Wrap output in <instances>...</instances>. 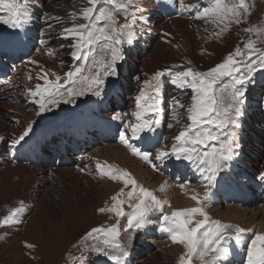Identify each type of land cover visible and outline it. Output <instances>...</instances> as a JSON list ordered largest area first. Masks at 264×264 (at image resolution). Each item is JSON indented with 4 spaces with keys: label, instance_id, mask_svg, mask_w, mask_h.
<instances>
[{
    "label": "snow or ice",
    "instance_id": "obj_1",
    "mask_svg": "<svg viewBox=\"0 0 264 264\" xmlns=\"http://www.w3.org/2000/svg\"><path fill=\"white\" fill-rule=\"evenodd\" d=\"M86 5L68 14L70 26L64 27L58 35L74 41L69 46V54L74 61L88 63L69 68L61 74L30 59L28 63L37 66V70L34 73L30 71L27 79H35L36 83L27 87L15 86L23 89L20 95L26 101L37 106V115L50 112L61 104H75L81 97H101L107 78L119 74L118 66L124 60L125 47L137 41V26L148 23L144 15L147 9L141 6L140 0H86ZM179 9L181 12L196 10V19L216 25L217 30L208 38L223 39L231 26L245 22L243 17L249 12V5L247 0H236L231 4L228 0H214L213 6L204 7L201 11L197 4H185L179 0ZM0 13H5L0 15V24L15 30H24L36 18L30 8V0H0ZM43 19L47 29L51 30L54 24L50 21H61L63 18L43 13ZM81 19L84 22L77 23ZM253 30L251 27L244 29L245 32ZM255 31L260 35L264 29ZM41 44L47 47L44 40ZM46 55L54 57L56 53L48 49ZM60 63L63 65V61ZM191 63L188 61L189 65ZM177 68L180 70H175ZM259 71H264V48L257 47L255 41L249 38L242 42V47L235 46L207 70L172 65L157 69L150 75L145 74L148 78L143 79L134 97L132 118L126 119L128 113H118L113 117L122 125L119 136L131 154L146 162L154 171L159 170L157 161L163 162L170 157L181 165L184 161L189 162L207 181L203 196L181 183L179 188L195 202V206L173 207L166 196H158L155 191L144 187L127 168L91 158L95 161V173L99 178L121 186L97 209L101 214H113L115 222L109 226L91 227L80 237L81 246L111 264H125L133 233L152 224L150 217L157 214L160 231L168 234L172 244L183 249L177 264H194L195 261L199 264H224L233 255V242L245 253V264H264V231L213 219L205 208L218 175L239 155L240 144L235 129L239 127V117L243 115L248 100V84ZM165 77H170L171 83L181 89H190L192 95L186 108L179 101L174 105V108L185 109L186 123H182L180 114L174 108L171 110V119L175 124L168 123L167 127L172 129L182 125L172 137L171 146H161L153 153L129 143L128 134L133 139L148 141L151 139L148 134L160 127ZM4 83L10 84L9 81ZM16 123L20 121L16 120ZM33 123L27 122L19 135L11 139L13 148L27 143ZM2 140L4 137L0 136ZM79 170L85 172L87 169ZM88 174L92 175V172ZM260 179L264 180V172L260 173ZM167 188L168 182L164 181L158 190L166 193ZM18 203V207H12L0 218V227L23 222L20 214L25 211L24 201ZM122 219L126 223L122 224ZM249 232L253 235L245 242L243 237ZM24 244L28 249L36 247L27 241ZM76 259L86 264L83 252Z\"/></svg>",
    "mask_w": 264,
    "mask_h": 264
},
{
    "label": "bare ground",
    "instance_id": "obj_2",
    "mask_svg": "<svg viewBox=\"0 0 264 264\" xmlns=\"http://www.w3.org/2000/svg\"><path fill=\"white\" fill-rule=\"evenodd\" d=\"M44 1L30 0V8L33 10L36 18L33 23L26 26L24 30H18V39H3L0 36V53L1 56L4 57V61H10L12 58H15V56H12L10 53L16 49H19V52H24L27 50V47L33 48L30 55L28 53L25 57H21V61H17L11 70H7L0 76V136L4 137V140L0 141V218L6 215L12 207H18V202L21 200L24 201L25 208V211L20 214V219L23 221L22 223L14 226L0 227L1 249L8 254V257H11L13 264H17L18 261L22 259L23 248L21 245L25 241L36 245L35 248L29 249V253L39 250L45 232L60 233L66 237L70 236L76 238L80 234L83 235L90 227L97 223H103L109 226L115 222L113 214H101L97 209L103 206L104 202L107 201L110 195L117 191L121 185L106 178H99L95 173V161L91 158L107 160L110 163L127 168L144 187L155 191L158 196H166V198L171 201L173 207L195 206V202L179 188L181 183L186 184L189 189H195L201 196H203L204 193V185L207 184V181L202 176L199 183H197L195 179L186 181L176 177L172 179V174L165 172L167 166L165 160L163 162L157 161L156 163L159 170L154 171L146 162L133 156L129 150L127 151L125 149L122 145L123 142L121 138L117 137L118 131L122 128L121 122L113 119L118 113H128L129 115L126 119H131V113L135 111V105L133 104L134 108L130 105V102L134 101L135 96L131 98H129V96L128 98L125 97L123 95V88L119 85L121 75L126 76L128 73V68L125 64L126 61L138 65L139 61L146 55L144 50L148 46H151L149 53H147L148 55L143 59V72H154L157 69H161L166 60L175 52L173 49L174 47L178 48V46H180L181 49H184L186 46L187 34L185 36L186 30H184L183 26L187 23V16H175L164 20L162 15L157 12L153 0H140L141 6L147 9L144 15L148 23L146 26H137L138 39L134 45L125 47L124 60L120 61L118 66L119 74L116 77L107 78L103 95L101 97L92 95L81 97L75 104H61L50 112L37 115V106L26 101V99L20 95L23 91L21 87H15L19 85L27 87L36 83L35 79L31 81L27 79V75L30 71L34 73L37 70V66L29 64L28 61L30 59H35L45 68L54 69L61 74L69 70V68L84 66L86 64L81 63V61H74V67L70 65L66 70H61L58 64L60 56L57 52V50L59 51L63 48V45L67 47L74 42L71 39L63 38L61 35H58V33H60L64 27L70 26L68 14L71 11L79 10L81 6L86 4V0H67L66 2L65 0H56L57 2H55V0H52L54 2L48 0ZM42 6L47 7L45 10L50 16L63 18L61 21H50L54 24V27L48 30V33L45 31V27L47 29L46 23L41 22L43 16H41V18L36 16L38 12H40L39 16L45 13ZM165 11L167 12L168 10L165 9ZM0 15L3 14L0 13ZM66 21L69 22L66 24ZM77 23L79 22L77 21ZM2 27H7L9 29L7 25L0 24V28ZM26 29L29 32H27ZM9 30L14 31V29L11 28ZM30 32H32V34H30ZM165 33L168 35L165 36ZM144 34H147V36L143 37ZM159 34L162 36H159ZM152 36L154 39L151 41ZM159 39L164 42L161 45L155 44L154 41ZM41 40L46 42L47 47L41 44ZM56 43H58L57 47H55ZM158 43H160V41H158ZM167 46L172 48L167 49ZM48 49L54 50L57 54L54 57H49L46 55ZM16 54L19 55L18 53ZM61 67L64 68L63 65ZM165 79L168 81L169 78ZM4 81H9L10 84L4 83ZM125 84L128 85L127 83ZM263 93L264 87L262 86L259 92L255 93L249 98L248 102H246L243 115L251 112V107L256 106V103L259 102L256 100L257 96H261ZM115 103H121L122 107L118 110L114 109L113 104ZM259 106L261 105L259 104ZM83 109L86 110L83 114V118H87L90 115L104 116L102 122H93L89 126H87L84 120H75V129L80 131L79 136L82 139L83 145H85L80 149V155L86 157L84 161L68 166H58L53 169H49V161L39 158H28L22 162L15 163L14 148L11 146L10 141L12 138L19 135L27 122H34L33 131L30 133L32 141L39 139L43 142L53 133L54 135L51 137L50 143L53 142L56 144L55 140L60 138L62 132L67 129L66 124L74 120L77 114H81ZM89 109L93 110L92 114L87 113ZM247 118L248 117L245 119ZM16 120H19L20 123H16ZM164 120L165 114L163 112L161 121L164 122ZM39 126H42V129L37 130ZM243 126L244 123L239 118V127L235 129L239 143L242 138L239 128ZM102 133H107L108 139L105 140V142L99 141L98 139V136ZM176 133L177 132L171 133V137L169 141H167L164 139L161 131V146L170 147L173 143L172 137ZM110 140L111 142H109ZM130 141H136L138 148L147 151L145 149L146 145L148 143L153 144L154 138L148 141L137 140L133 139L130 134ZM59 144H63V139ZM73 147L76 148L75 145H73ZM37 148L41 149L43 153L47 151L44 145H37ZM155 151L156 149L153 153H155ZM25 156L26 154L23 153L22 157ZM166 160L175 161V159L171 157ZM237 160L238 157L235 158V161ZM37 166H39V169L36 168ZM41 167L45 170V173ZM189 167L195 175H201L199 172L195 171L191 165H189ZM80 168H86L87 170L81 172L79 170ZM89 172H92V175H89ZM246 180L248 181L247 178ZM164 181L168 182V188L166 193H160L158 189L160 184ZM215 185H217V182ZM246 185L247 183H244V187H246ZM40 187L41 191L39 190ZM56 195L57 197L59 196L62 202H57L59 206L56 203L57 200L54 201V196ZM79 196L82 197L84 202L79 201ZM45 198L49 199L52 206L60 213L59 219L54 217L55 214L51 215L49 205L45 201ZM12 199L14 200L11 201ZM222 202L224 204L223 207L221 206ZM32 205H37L33 212L30 210ZM125 208H127V205H125ZM205 208L209 211L208 213L213 219L239 224L245 228L252 229L255 227L257 231H264V207L249 209L243 203H241V205H235L233 203L224 202L223 198H220L212 199L207 202ZM64 213H66L67 216L63 215ZM150 218L153 220L152 224L145 229L133 233L132 240L128 246L129 255L125 258V262L131 263L135 260L137 250L144 247L146 248L145 259L141 258L140 260H136L138 264L145 263L148 257H154L151 255L153 248L158 250L161 249V251L164 250L161 254L163 259L160 257V259H158L159 263L155 260L154 264H164V261L165 264H177L178 257L183 251L182 247L172 244L169 238L161 242H154V233L160 230L158 227L159 216L153 214ZM121 223H126V221L122 219ZM19 229H21V233H17ZM248 234L253 235L251 232ZM20 235L24 238V241H21V245L18 243ZM246 235L247 233L244 235L243 239L247 238ZM156 244H158V246ZM233 248V255L230 256L228 261L224 262V264H245V253L236 248L234 242ZM150 250L151 254L149 253ZM84 257L86 264H108L104 260L96 261L94 254H90L89 252L84 253ZM153 259H151L152 262ZM136 262L134 263L136 264ZM77 264H82V262H78ZM195 264H199V262L197 261Z\"/></svg>",
    "mask_w": 264,
    "mask_h": 264
},
{
    "label": "rangeland",
    "instance_id": "obj_3",
    "mask_svg": "<svg viewBox=\"0 0 264 264\" xmlns=\"http://www.w3.org/2000/svg\"><path fill=\"white\" fill-rule=\"evenodd\" d=\"M41 1H44V0H41ZM48 1L54 2L52 0H48ZM66 1L67 0H65V2ZM55 2L57 1L55 0ZM235 2L236 0H228L229 4L235 3ZM184 3L185 4H197L200 10L207 6L208 7L213 6L210 4H204L202 0H185ZM247 3L249 5V12L245 14L243 17L245 22L239 26H236V25L231 26V30L224 34L223 39H209L208 38L209 34L217 30L216 25L211 22L205 21V20L196 19L195 16L197 12L194 9L185 11V13L188 16V19L186 18L187 23L184 24L183 26L184 30H186L185 36L187 34L186 46L184 47V49H181L180 46H178V48L174 47L173 49L175 50V52H173L171 57H169L166 60L162 68L171 67L172 65H185V66H192L200 71L207 70V68L214 66L216 63L220 62L221 59L228 52L232 51L235 46L240 45L242 47V42L248 40L249 38L255 41L257 47L264 48V32H261L260 35H257L255 31V29H264V0H247ZM84 6H87V5L85 4ZM84 6H81L80 8ZM42 7L44 8V10L47 8L46 6H42ZM39 13L40 12H38L36 16L41 18V16H43V13L40 14V16H39ZM45 13H46V10H45ZM77 21L79 23L84 22L82 19L77 20ZM41 22L45 23V20L42 19ZM68 22L69 21H66V24ZM249 27L253 28L254 30L252 32H245L244 29L249 28ZM205 29H207V31H205ZM45 31L46 33H48V29H46V27H45ZM146 36L147 34H144L143 37H146ZM159 36H162V35L159 34ZM153 39L154 38L152 36L151 41ZM158 41H160V43H158ZM154 42L155 44L161 45L164 41H161V39H159V40H155ZM55 45H56L55 47H57L58 43H56ZM62 47L63 48H61L59 51L57 50V52L60 56V60L63 61L64 68L61 67L62 65L60 63V60H58V64L61 70H66L67 67H69L70 65L74 67L73 65L74 60L69 55L71 51L70 47L69 46L64 47V45ZM168 48H172V47L167 46V49ZM150 49H151V46H148L144 50L146 54L145 57L148 55L147 53H149ZM143 59L139 61L138 65L135 64L133 66L130 63L126 64L128 68V73L126 74L125 78L129 82V85L125 88V95H126L125 97L127 98L128 96L129 98H131L132 96L133 97L136 96L138 94L137 93L138 89L141 87L143 79L148 78V75L152 73V72H143V69H144ZM188 61L192 62L191 65L188 64ZM83 63L85 64L86 61L83 60ZM175 70H180V69L177 68ZM145 74H148V75H145ZM137 77H139L140 79L138 80ZM170 81H171V78H169L168 81L167 79H165V81L163 82L164 84L162 86V90H163V94H162L163 104L162 105H163L164 112L167 118L170 119V123L175 124V122L171 119V110H173L175 102L179 101L181 104L185 105V108H186L190 104L192 93L190 89H181L177 87L176 85H173ZM119 83L121 85H124L123 81H120ZM262 86L264 87V71H259L255 74V77L252 80V82L248 84V89H249L248 100L255 93H258ZM256 100H258L259 102L256 103V106L251 107L250 111L251 112L252 111H263L264 110V106H263L264 105L263 104L264 103V93L261 96H257ZM133 104H134V101L130 102V105L134 108ZM259 104L261 106H259ZM174 110H176L180 114L182 123H186L187 121H186L185 109L174 108ZM247 115L248 114L243 115L244 118L242 116L239 117L243 121V123H245L244 119L248 117ZM181 126L182 125H176L174 128H172L171 133L177 132ZM254 134L258 135V132L254 131ZM240 152H241L240 161H241L242 169L244 170L245 173L252 172L251 173L252 175H257V174H260L261 172H264V138L262 139L261 144H254L253 146L243 151L241 149ZM58 166L59 165H57L56 167ZM42 170L45 173V170L43 168ZM39 190L41 191V187L39 188ZM222 198L224 202H228L225 196H223ZM13 200L14 199H12L11 201ZM45 201L49 205V210H50L51 215L55 214L54 217H57L59 219L60 213L56 211V208L54 206H52V204L50 203V200L45 198ZM54 201H56V203L61 202L59 199V196L57 197V195L54 196ZM79 201L84 202L81 196H79ZM58 203L57 205L59 206ZM223 205L224 204L222 202L221 206L223 207ZM235 205H241V203L235 200ZM36 206L35 205L31 206L30 208L31 212L35 210ZM63 215L67 216L66 213H64ZM101 225L106 226L103 223H97L92 227L101 226ZM252 229L254 231H257L255 227ZM17 233H21V229H19V232ZM81 236L82 234L78 235L76 238H72L70 236L68 237L63 236L60 233L45 232L43 234V238H42L41 246L39 250L33 251L32 252L33 254H32V253H29V249L25 247L24 243L21 245V241H24V238L22 235H20L18 243L23 248L22 249V259L19 260L17 264H77L79 261L76 258H78L82 252L83 254L86 252H89L90 254H94L95 259L106 260L103 257H98L95 253L91 252L87 248L82 247L81 244L79 243ZM166 238H169L167 237V234H163V236L160 235V237L159 235H155L153 237L154 240L159 241V242L166 240ZM244 240H246V238ZM156 245L158 246V244ZM145 250L146 248L144 247L137 250L136 252L137 254L135 256L136 259L133 260L131 263L135 264L134 262H136V260H140L141 258L145 259V253H146ZM157 250L158 249L153 248V252L155 253L151 252L152 254L151 253L150 254L153 255L154 257L146 258V262L142 264H149V263L154 264L155 260H157V263H159L158 259H160V257L161 259H163V256L161 254L164 252V250L161 251V249H159L158 250L159 252ZM151 259H153V262L151 261ZM131 263L125 262V264H131ZM195 263H197V261H195L194 264ZM0 264H13L11 257H8V254L4 252L3 249H1V246H0ZM136 264L138 263L136 262ZM164 264H165V261H164Z\"/></svg>",
    "mask_w": 264,
    "mask_h": 264
}]
</instances>
